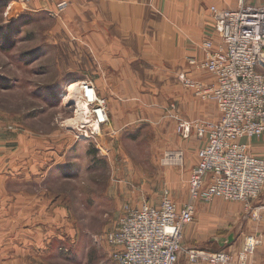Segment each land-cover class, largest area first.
Instances as JSON below:
<instances>
[{"label": "rangeland", "instance_id": "1", "mask_svg": "<svg viewBox=\"0 0 264 264\" xmlns=\"http://www.w3.org/2000/svg\"><path fill=\"white\" fill-rule=\"evenodd\" d=\"M54 1L44 0L54 5L53 10L43 7L38 12L40 7L29 10L35 0H0V27L12 25L15 38L10 50L1 49L0 40V80L4 81L0 82V264H113L105 236L131 190L138 203L156 205L164 191L174 202L182 201V185L169 176L177 166L160 164L166 152L156 158L152 128L116 136L108 103L86 71L55 68V51L64 50V37L77 39L64 20L67 2ZM60 3L64 8H59ZM215 9L221 10L210 8L211 23ZM70 77L80 79L69 81ZM75 84H80L78 100L83 84L92 85L104 100L108 122L100 133L109 144L107 151L97 149L95 137L84 138L94 128L88 112L86 120L77 117L76 102L68 96ZM203 102L219 115L213 103ZM167 104V119L173 121L178 102ZM263 195L264 191L252 205H261ZM259 224L241 203L216 199L208 207H198L182 232L181 244L210 253L224 251L235 262L246 238L260 240L255 236L261 232ZM230 234L236 235L237 245L220 248L214 241ZM233 245L238 247L235 252L228 250ZM259 246L250 258L256 257ZM179 261L187 263L184 256Z\"/></svg>", "mask_w": 264, "mask_h": 264}, {"label": "built area", "instance_id": "2", "mask_svg": "<svg viewBox=\"0 0 264 264\" xmlns=\"http://www.w3.org/2000/svg\"><path fill=\"white\" fill-rule=\"evenodd\" d=\"M58 6L62 9L65 4ZM212 25L218 41H204L202 59H189L187 65L209 73L214 82L195 81L186 74L178 78L195 97L213 103L220 115L217 121H186L175 116L181 139L194 134L204 140L187 179V200L178 207L164 191L159 205H124L116 225L105 236L113 264H178L182 256L188 264H230L232 257L224 251L210 253L182 246V232L194 217L196 202H239L253 221L259 220L264 209V204L252 205L264 191V159L252 155L244 142L264 134V0H236L234 9H215ZM81 92L94 128L84 138L95 137L97 149L107 151L109 144L100 133L108 122L104 100L90 84H83ZM181 163V151H167L161 159L167 166ZM258 242L257 237L245 239L237 264H249Z\"/></svg>", "mask_w": 264, "mask_h": 264}, {"label": "crops", "instance_id": "3", "mask_svg": "<svg viewBox=\"0 0 264 264\" xmlns=\"http://www.w3.org/2000/svg\"><path fill=\"white\" fill-rule=\"evenodd\" d=\"M35 1L30 11L36 10L35 7H40L38 12L43 7L48 8V11L53 10L54 5L48 6L44 0ZM61 1L67 2L68 9H65L64 20L70 24V30L77 40L73 42L64 37V50L55 51V68L86 71L87 78L97 93L108 103L109 117L117 132L116 136L137 133L141 128L150 127L154 133L156 158L171 150L182 152L181 165L169 171V176L176 177L182 185L179 190L182 201H176L175 198L176 205L181 207L188 196L187 179L190 169L197 164V152L203 146L204 140L197 139L194 134L183 140L175 134L177 121H168L165 112L168 111L167 102H178L177 116L186 121H217L220 118L209 104L195 98L186 90H181L178 78L181 74H186L195 81L207 84L214 82L209 73L189 67L187 61L192 58L202 59L201 44L204 41H218L209 20L210 8L234 9L236 0L54 2ZM255 1L263 0H252ZM76 79L80 78H68L69 81H77ZM213 109L214 112L211 113ZM134 127L137 129H132ZM244 142L249 145L252 155L264 159V134ZM122 195L123 191H120V196ZM130 195L124 205H140L133 189ZM160 201L161 197L156 205ZM214 201L216 199L212 203ZM124 205L119 208L115 225ZM201 205L208 207L211 203L206 205L201 201L196 202L195 212ZM207 212L213 214L209 208ZM256 222L260 223L258 229L261 232L255 234L260 239V246L257 248L256 257L250 258V262L264 264V209L260 211V219ZM236 240L235 235L232 242L234 245H237ZM234 245L228 250L237 251L238 247L235 248Z\"/></svg>", "mask_w": 264, "mask_h": 264}, {"label": "bare ground", "instance_id": "4", "mask_svg": "<svg viewBox=\"0 0 264 264\" xmlns=\"http://www.w3.org/2000/svg\"><path fill=\"white\" fill-rule=\"evenodd\" d=\"M80 85V84H79ZM79 85H76L75 84V86H72L71 88H69L68 89V91H69V98H71V99H73V100H75V102H76V113H77V117L79 118V119H83V120H86V116H85V113H87L88 112V108H87V106H85V104L79 99H77V97H76V90H77V88H78V86ZM83 123H85V121L83 122ZM179 166V165H178ZM225 253H227V252H225ZM229 254V253H228ZM230 255V254H229ZM253 255V254H252ZM231 257H232V261H231V263L230 264H237V260H235V262H234V260H233V256L232 255H230ZM251 257V255L248 257V263L249 264H251L250 262H249V258ZM238 258V257H237Z\"/></svg>", "mask_w": 264, "mask_h": 264}, {"label": "trees", "instance_id": "5", "mask_svg": "<svg viewBox=\"0 0 264 264\" xmlns=\"http://www.w3.org/2000/svg\"><path fill=\"white\" fill-rule=\"evenodd\" d=\"M0 29H1L0 30V40L2 41L1 49L10 50L12 48V46L14 45V40H15L14 35H12L13 34L12 25L6 24L3 27H0ZM2 80H0V82H4ZM0 84H2V83H0ZM3 84H5V83H3Z\"/></svg>", "mask_w": 264, "mask_h": 264}, {"label": "water", "instance_id": "6", "mask_svg": "<svg viewBox=\"0 0 264 264\" xmlns=\"http://www.w3.org/2000/svg\"><path fill=\"white\" fill-rule=\"evenodd\" d=\"M234 240L233 234H230L226 238H216L214 241L218 244L220 248L224 247L225 245H230Z\"/></svg>", "mask_w": 264, "mask_h": 264}]
</instances>
